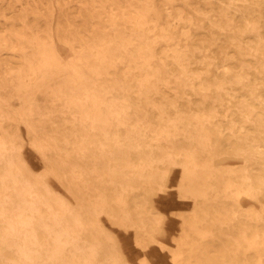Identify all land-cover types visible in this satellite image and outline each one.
I'll return each mask as SVG.
<instances>
[{
    "label": "bare ground",
    "instance_id": "1",
    "mask_svg": "<svg viewBox=\"0 0 264 264\" xmlns=\"http://www.w3.org/2000/svg\"><path fill=\"white\" fill-rule=\"evenodd\" d=\"M50 1L0 0V264H126L109 227L151 249L165 192L173 264H264V4Z\"/></svg>",
    "mask_w": 264,
    "mask_h": 264
},
{
    "label": "rangeland",
    "instance_id": "2",
    "mask_svg": "<svg viewBox=\"0 0 264 264\" xmlns=\"http://www.w3.org/2000/svg\"><path fill=\"white\" fill-rule=\"evenodd\" d=\"M6 4L4 5L5 8L12 6L16 0H5ZM55 1V2H54ZM56 1L63 2L64 0H52L51 5H53V9L55 14L59 16L63 14L60 11L59 6L57 5ZM70 2V0H66ZM262 4H264V0H260ZM26 2V1H25ZM55 4V5H54ZM26 5V4H25ZM179 7H183L181 0L177 2ZM57 7V8H56ZM192 7V6H191ZM184 9V14L191 13L193 14L192 8ZM75 9L66 10L67 13H72ZM7 17L9 18V24L7 28H10V23L15 21L17 12H6ZM9 13V14H8ZM65 27V25H63ZM2 27H5L2 25ZM201 35L197 36L199 39ZM59 50L62 54L67 53L64 46H59ZM25 137V134H23ZM25 157L28 159L29 166L36 171H42L45 166L43 161L31 150H27L25 152ZM52 185L56 188V191L61 194V196L67 200L71 201V197L66 194L65 192L61 191L55 180L53 179ZM151 203L153 207V212L157 214L158 217L161 218L160 223V233L155 236V246H153L149 250H142L137 243H135V233L133 230L124 231L123 229L117 226H110L109 229L113 233L115 240L117 241L118 245L120 244L119 241H123L120 244L122 248V255L124 256V261L126 264H173L172 262V255L177 251L178 245L177 240L181 238L184 234V222L188 215L192 212L193 206L190 201L184 200L179 197L176 193L173 192H165L162 199H157L155 197H151ZM221 208L219 205H215L212 213L215 211L214 217L218 219L217 211ZM243 209L252 210L256 212L264 213V199L261 197L260 201L247 199L243 202ZM224 216H222L223 218ZM241 220L236 221V224L240 223H247V221L241 217ZM102 225L108 224L105 220L100 222ZM263 223V222H262ZM264 225L262 224V227ZM216 232H219L220 235L224 236V239H218L216 242H210L213 247V251L211 253L212 260H221L220 257L222 254L218 252L217 247H221V245L227 241V236L224 234L226 233L225 229L220 228L219 224L215 226ZM224 241V242H223ZM209 244V243H208ZM128 255H127V254ZM245 258H242L241 263L244 261Z\"/></svg>",
    "mask_w": 264,
    "mask_h": 264
}]
</instances>
